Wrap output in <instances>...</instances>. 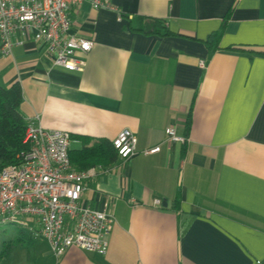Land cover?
<instances>
[{"label": "crops", "instance_id": "1", "mask_svg": "<svg viewBox=\"0 0 264 264\" xmlns=\"http://www.w3.org/2000/svg\"><path fill=\"white\" fill-rule=\"evenodd\" d=\"M103 1L113 9L68 12L71 33L94 43L82 68L55 66L30 41L0 55V86L18 83L24 119L67 132L69 150L79 136L134 135L135 154L91 167L81 197L114 216L107 251L56 257L17 229L26 242L0 263L19 264L22 245L21 264H264V0ZM156 20L170 35L140 32ZM169 126L186 142H168Z\"/></svg>", "mask_w": 264, "mask_h": 264}, {"label": "built area", "instance_id": "2", "mask_svg": "<svg viewBox=\"0 0 264 264\" xmlns=\"http://www.w3.org/2000/svg\"><path fill=\"white\" fill-rule=\"evenodd\" d=\"M89 2L93 9H113L103 0H0V55L13 47L35 42L55 66L76 71L92 49L91 39L71 33L69 11ZM202 66V63H200ZM166 140L185 143L174 127L165 129ZM26 152L19 162L0 170V224H13L31 238L45 240L60 257L70 248L104 255L115 219L107 206L94 209L81 197L95 168L75 170L69 160L67 132L44 129L35 119L26 120ZM120 160L135 154V138L122 131L112 142ZM160 151L154 147L145 155ZM156 206L160 207L157 201Z\"/></svg>", "mask_w": 264, "mask_h": 264}, {"label": "trees", "instance_id": "3", "mask_svg": "<svg viewBox=\"0 0 264 264\" xmlns=\"http://www.w3.org/2000/svg\"><path fill=\"white\" fill-rule=\"evenodd\" d=\"M140 32L153 35H170L165 24L157 20L152 21L151 27L140 30ZM222 33L223 29H220L209 36L206 44L210 50L218 46ZM21 102L22 92L18 83H13L8 87L0 86V170L7 165L17 164L19 162L17 156L29 149V145L24 143L26 120L20 111ZM187 120L186 126H188L189 118ZM78 138L81 141V148H72L68 152L70 163L75 170L85 171L98 165L107 167L118 158L111 143L98 140L93 145L87 146L91 141L89 137L79 136ZM175 203L177 207L178 196L175 198ZM26 237L23 232L17 230L16 238L13 241L2 244L0 260L7 256L13 245L25 243Z\"/></svg>", "mask_w": 264, "mask_h": 264}, {"label": "rangeland", "instance_id": "4", "mask_svg": "<svg viewBox=\"0 0 264 264\" xmlns=\"http://www.w3.org/2000/svg\"><path fill=\"white\" fill-rule=\"evenodd\" d=\"M72 146L77 147L78 145H72ZM17 229H18L17 226L13 224H5V225L0 224V251H1V245L3 244V240L8 241L6 239L8 235L14 234ZM26 259H27V253L25 248L22 247V245L17 246V248H15L13 255L10 258L11 261L19 264H21L22 262H27ZM5 261L1 262L0 264H7L8 262Z\"/></svg>", "mask_w": 264, "mask_h": 264}, {"label": "water", "instance_id": "5", "mask_svg": "<svg viewBox=\"0 0 264 264\" xmlns=\"http://www.w3.org/2000/svg\"><path fill=\"white\" fill-rule=\"evenodd\" d=\"M162 207H166V202L165 201L162 202Z\"/></svg>", "mask_w": 264, "mask_h": 264}]
</instances>
